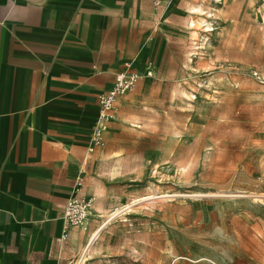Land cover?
<instances>
[{
	"label": "rangeland",
	"instance_id": "1",
	"mask_svg": "<svg viewBox=\"0 0 264 264\" xmlns=\"http://www.w3.org/2000/svg\"><path fill=\"white\" fill-rule=\"evenodd\" d=\"M107 10L100 60L140 77L78 174L92 214L61 264H264V0Z\"/></svg>",
	"mask_w": 264,
	"mask_h": 264
},
{
	"label": "crops",
	"instance_id": "2",
	"mask_svg": "<svg viewBox=\"0 0 264 264\" xmlns=\"http://www.w3.org/2000/svg\"><path fill=\"white\" fill-rule=\"evenodd\" d=\"M123 1L0 0V264L65 263L85 238L63 212L91 156L95 96L114 82L100 58L107 8Z\"/></svg>",
	"mask_w": 264,
	"mask_h": 264
},
{
	"label": "built area",
	"instance_id": "3",
	"mask_svg": "<svg viewBox=\"0 0 264 264\" xmlns=\"http://www.w3.org/2000/svg\"><path fill=\"white\" fill-rule=\"evenodd\" d=\"M139 77V73L132 71L130 65L127 64L126 68L117 74L113 86L99 94V114L87 145L90 153L104 144V137L109 123L115 117L118 98L131 90ZM78 185H82L81 181L77 183L78 192L71 196L64 206L63 218L66 228L83 227L85 229L92 214L93 199L87 195H79L81 188H78Z\"/></svg>",
	"mask_w": 264,
	"mask_h": 264
},
{
	"label": "bare ground",
	"instance_id": "4",
	"mask_svg": "<svg viewBox=\"0 0 264 264\" xmlns=\"http://www.w3.org/2000/svg\"><path fill=\"white\" fill-rule=\"evenodd\" d=\"M261 195L264 196V193H262ZM261 195H260V196H261ZM258 197H259V196H258ZM129 206H130V205H129ZM129 206H128V207H129ZM128 207H127V208H128ZM123 209H125V208H123ZM129 210H130V209H129ZM122 211H123V210H122ZM118 213H119V212H117L116 214H118ZM113 216H114V215H113ZM105 223H106V222H105ZM103 226H104V225H103ZM102 228H103V227H102ZM99 233H101V232H100V228L97 229V230L93 233L92 238H91V241L88 243V246H87V247H89V248L91 247V245L93 244L94 240H96L97 237L99 236ZM84 251H85V250H84ZM81 258H82V257H81ZM79 264H80V263H79Z\"/></svg>",
	"mask_w": 264,
	"mask_h": 264
}]
</instances>
